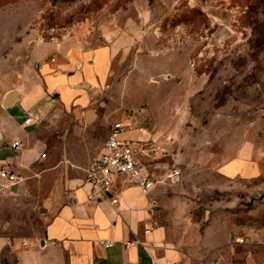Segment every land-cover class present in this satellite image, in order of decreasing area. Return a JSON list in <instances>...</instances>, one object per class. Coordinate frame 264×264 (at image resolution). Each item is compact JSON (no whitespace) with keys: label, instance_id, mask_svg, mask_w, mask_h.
Instances as JSON below:
<instances>
[{"label":"rangeland","instance_id":"rangeland-1","mask_svg":"<svg viewBox=\"0 0 264 264\" xmlns=\"http://www.w3.org/2000/svg\"><path fill=\"white\" fill-rule=\"evenodd\" d=\"M40 45L83 52L118 46L89 103L98 143L83 154L93 156L115 122L126 126V141L140 139L136 127L159 135L156 142L182 153L187 184L201 188L196 216L209 201L233 204L232 234L239 240L232 260L242 264L250 253L251 264H264V174L228 183L202 172L233 159L247 143L264 156V0H0V127L3 96L37 71L33 52ZM31 109L40 114V106ZM59 118L79 120L72 109ZM80 140L70 137L69 148L78 152ZM59 161L50 153L43 164ZM30 175L15 193L0 184V264H16L17 250L42 238L54 184L43 189L41 175Z\"/></svg>","mask_w":264,"mask_h":264},{"label":"crops","instance_id":"crops-1","mask_svg":"<svg viewBox=\"0 0 264 264\" xmlns=\"http://www.w3.org/2000/svg\"><path fill=\"white\" fill-rule=\"evenodd\" d=\"M118 50L116 45L84 52L55 45L37 46L33 52L37 71L23 75L20 85L10 90L15 91L10 104L3 105L10 91L3 96L0 164L19 177L16 191L23 178L33 172L41 175L43 189L54 184L45 200L48 218L42 238L19 248L16 264H238L232 260L233 247L239 240L233 239L232 234L237 230L238 217L233 204L209 201L196 216L194 209L200 205L201 188L187 184L189 175L179 164L182 153L170 151L166 142H156L167 149L170 157H158L152 164L156 184L147 196L127 179L120 178L112 187L115 204L87 200L90 187L84 182L85 170L103 143L90 158L83 154L98 143H94L92 136L97 112L89 103L96 97L99 83L105 79L111 58ZM73 51L75 57L70 55ZM51 54L58 55V61L53 58L49 62L47 57ZM84 83L87 90L79 87ZM37 106L38 116L31 109ZM69 109L75 111L79 120L66 122L59 118ZM27 113L35 120L29 126L23 123ZM32 126L35 129L24 132ZM55 130L61 133L58 140ZM75 135L82 140L78 152L75 147L69 148L68 143ZM144 137L138 134V138ZM14 141L21 144L16 149L11 147ZM50 153L60 156L54 167L43 164ZM82 155L87 161L78 164L83 161ZM263 159L247 143L233 159L218 164L213 171L202 172L228 183L252 180L264 174ZM59 167L61 174L55 171ZM58 175L60 178L53 183L51 178ZM218 186L212 187L217 190ZM247 191L252 193L253 189ZM103 242L111 245L105 247ZM250 258L249 253L242 264H251Z\"/></svg>","mask_w":264,"mask_h":264},{"label":"built area","instance_id":"built-area-1","mask_svg":"<svg viewBox=\"0 0 264 264\" xmlns=\"http://www.w3.org/2000/svg\"><path fill=\"white\" fill-rule=\"evenodd\" d=\"M259 113L261 117H264V104L259 109ZM23 123L26 126L35 123L31 113L26 114ZM136 130L138 134L145 135L144 139L124 140L120 143L126 126L121 122H115L110 126L98 154L90 160L85 170L84 182L90 187L87 194L88 201L107 200L110 204H115L117 199L112 195V187L114 182L120 178H125L137 186L144 196H147L155 186L156 181L151 166L158 157H170V154L165 147L156 143V139L150 136L146 129L136 127ZM20 145L19 141H14L11 147L16 149ZM42 157H44L43 154ZM18 182L19 177L7 169L4 164H0L1 186L11 191V188ZM241 241L243 240L240 239ZM102 244L108 247L111 242Z\"/></svg>","mask_w":264,"mask_h":264},{"label":"water","instance_id":"water-1","mask_svg":"<svg viewBox=\"0 0 264 264\" xmlns=\"http://www.w3.org/2000/svg\"><path fill=\"white\" fill-rule=\"evenodd\" d=\"M85 86H87L86 83L80 85L79 87H85ZM14 96H15V91H10V92H8L7 95H6L5 98H4L3 105H8V104H10V102H12ZM16 189H17V185L15 184V185L11 188V191H12L13 193H15V192H16ZM41 244H42V243H41Z\"/></svg>","mask_w":264,"mask_h":264}]
</instances>
